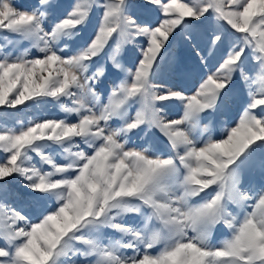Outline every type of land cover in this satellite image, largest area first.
<instances>
[{
  "label": "snow or ice",
  "instance_id": "obj_1",
  "mask_svg": "<svg viewBox=\"0 0 264 264\" xmlns=\"http://www.w3.org/2000/svg\"><path fill=\"white\" fill-rule=\"evenodd\" d=\"M0 109V264H264V0H0Z\"/></svg>",
  "mask_w": 264,
  "mask_h": 264
},
{
  "label": "rangeland",
  "instance_id": "obj_2",
  "mask_svg": "<svg viewBox=\"0 0 264 264\" xmlns=\"http://www.w3.org/2000/svg\"><path fill=\"white\" fill-rule=\"evenodd\" d=\"M15 2H16L17 4H19V5H21V6H28V5H31V4L35 3V0H15ZM59 2H60L61 4L66 5V4H68V3L70 2V0H59ZM130 2L133 3V4H136V3L139 2V0H130ZM98 15H99L98 12H94V13H93L92 18H91V20L89 21L88 26H87L86 28H84V30H83V33H84L85 36H88L89 34L92 33V30H93V28H94L95 25H96V21H97ZM181 51H182V54H187L186 52H184V50H181ZM192 60H193L194 63L199 64L198 58L195 57L194 55L192 56ZM209 67H211V62L209 63ZM207 73H208V69L205 68V69L203 70V74L206 75ZM107 85H108V78L106 77L105 80H104V83H102V84L100 85V87H99L97 90H98V91L104 90V89L107 87ZM29 103H31V102H29ZM20 107L23 108V106H20ZM0 110H2V109H0ZM8 111H9V112H15L16 110L8 109ZM239 111H240V107H239V105H237V106L233 109V112H232V115H231L230 119H234V118H236V115H237V113H238ZM28 114L31 115L32 112L29 111ZM177 114H178V110H175V111L172 112V116H173V117L177 116ZM43 115H44V116H47V117H60V116H62L63 114L60 112V110H59L58 107H53V106L50 104V105L48 106L46 112L43 113ZM73 119H74V118H73ZM221 132H222V127H218V128L216 129V134L219 135ZM157 135H159V134L157 133ZM162 139H163V138L161 137V140H162ZM133 140L136 141L137 143H140V141H139V139H138L137 136H133ZM53 203H55V202L53 201ZM226 235H227V230H218L217 233L215 234L214 242H218L220 239L224 238V236H226Z\"/></svg>",
  "mask_w": 264,
  "mask_h": 264
}]
</instances>
